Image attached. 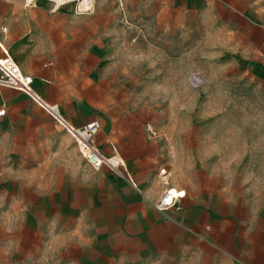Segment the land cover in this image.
Wrapping results in <instances>:
<instances>
[{
	"label": "rangeland",
	"instance_id": "obj_1",
	"mask_svg": "<svg viewBox=\"0 0 264 264\" xmlns=\"http://www.w3.org/2000/svg\"><path fill=\"white\" fill-rule=\"evenodd\" d=\"M63 5L33 15L29 48L50 69L48 78L33 79L68 116L100 121L95 142L104 152H154L174 185L208 192L217 205L200 238L209 253L196 244L200 255L111 264H264V0H95L84 14ZM251 29L260 41L255 51L242 46ZM246 55L258 56V68L245 67ZM194 70L204 74L196 89L187 78ZM8 96L10 104H0V253L14 252L3 254L6 264H51L26 258V207L10 198L27 179L20 171L27 150L36 155L52 144L24 135L34 121L54 119L22 91ZM49 228L44 222L37 233Z\"/></svg>",
	"mask_w": 264,
	"mask_h": 264
},
{
	"label": "crops",
	"instance_id": "obj_2",
	"mask_svg": "<svg viewBox=\"0 0 264 264\" xmlns=\"http://www.w3.org/2000/svg\"><path fill=\"white\" fill-rule=\"evenodd\" d=\"M47 2L49 0H35L33 4L25 5L19 0L20 5H17L11 0H0V55L6 51L21 71L33 78L50 76L44 59H35V52L29 48L37 25L33 15L43 14L45 10L54 12L57 7L64 6H42ZM3 25L5 30L1 28ZM254 31H244L246 41L242 46L251 48V51L260 45ZM263 43L264 39L261 45ZM244 60L245 67L258 68V56L246 55ZM32 86L48 101L56 98L49 93L46 84L40 85L33 79ZM10 88L0 85V104H10L12 98L8 96V90L14 89ZM22 96L18 98H26ZM2 107L4 112L0 117L6 115V108L0 105ZM59 108L75 125H81L85 120L80 112L68 116V110H63L60 105ZM34 122L33 130L24 136L37 137L43 143L52 144L41 147L40 157L39 153L34 155L27 150L25 172L22 167L20 169L27 179L16 183L10 198L12 206L26 207V226L32 238L26 252L28 261L48 259L51 264H111L120 259H154L157 263L163 257L178 259L187 254L200 255L196 252V244L200 252L206 248L209 253V245L203 246L200 238L208 234L206 228L214 218L212 212L216 213L217 205L208 192L195 195L189 191L186 182H182L178 186L185 189L184 197L174 207L159 211L153 202L161 191L157 170L163 164L157 163L154 152L127 153L120 148L119 155L125 161L126 171L136 183L133 186L126 177L107 167L95 168L89 164L80 153L77 154L71 136L60 131L54 121ZM43 131L49 133L39 134ZM110 143L114 147L112 140ZM35 175H41L38 182ZM39 208H42L41 212ZM44 222H48L50 228L40 236L37 232L41 233ZM4 234L2 236L8 238ZM1 250L0 264H6L8 256L3 254L14 252Z\"/></svg>",
	"mask_w": 264,
	"mask_h": 264
},
{
	"label": "built area",
	"instance_id": "obj_3",
	"mask_svg": "<svg viewBox=\"0 0 264 264\" xmlns=\"http://www.w3.org/2000/svg\"><path fill=\"white\" fill-rule=\"evenodd\" d=\"M35 0H23L24 4H33ZM53 5L71 4L73 12L76 14L89 13L94 9L95 0H49ZM2 30L6 29L3 25ZM0 85L11 87L28 94L34 102L46 110L54 119L60 131L69 134L75 140L77 149L93 167H107L109 170L119 176L126 177L128 181L136 186L131 175L126 171L125 161L116 152L106 153L95 142V135L100 129V122L93 118L81 125L73 124L61 111L59 105L55 102H50L39 96L33 86V77L21 71L16 61L6 51L0 55ZM188 84L192 89H196L203 84L204 78L199 71H191L188 74ZM4 112V108H0V114ZM91 126V127H89ZM146 129L154 134L153 127L147 123ZM157 176L160 180L161 191L157 199L153 202V206L159 211H166L170 207H174L184 196H179L178 193L185 189L173 185L170 182L169 170L166 165H162L157 170Z\"/></svg>",
	"mask_w": 264,
	"mask_h": 264
},
{
	"label": "snow or ice",
	"instance_id": "obj_4",
	"mask_svg": "<svg viewBox=\"0 0 264 264\" xmlns=\"http://www.w3.org/2000/svg\"><path fill=\"white\" fill-rule=\"evenodd\" d=\"M0 63H2V61H0ZM89 127H91V126H89ZM178 195L179 196H184V193L183 192H180V193H178Z\"/></svg>",
	"mask_w": 264,
	"mask_h": 264
},
{
	"label": "bare ground",
	"instance_id": "obj_5",
	"mask_svg": "<svg viewBox=\"0 0 264 264\" xmlns=\"http://www.w3.org/2000/svg\"><path fill=\"white\" fill-rule=\"evenodd\" d=\"M35 92H36L39 96H41L36 90H35Z\"/></svg>",
	"mask_w": 264,
	"mask_h": 264
}]
</instances>
